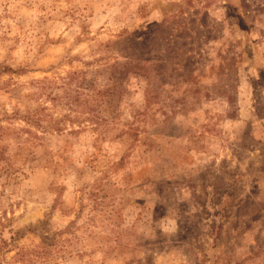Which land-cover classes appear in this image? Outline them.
Instances as JSON below:
<instances>
[{"label":"rangeland","instance_id":"374dc122","mask_svg":"<svg viewBox=\"0 0 264 264\" xmlns=\"http://www.w3.org/2000/svg\"><path fill=\"white\" fill-rule=\"evenodd\" d=\"M0 264H264V0H0Z\"/></svg>","mask_w":264,"mask_h":264}]
</instances>
